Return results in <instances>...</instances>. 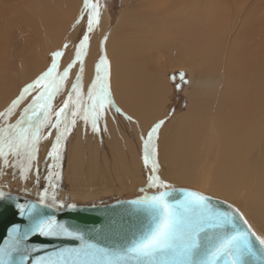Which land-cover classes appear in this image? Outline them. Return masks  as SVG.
<instances>
[{"label": "bare ground", "instance_id": "6f19581e", "mask_svg": "<svg viewBox=\"0 0 264 264\" xmlns=\"http://www.w3.org/2000/svg\"><path fill=\"white\" fill-rule=\"evenodd\" d=\"M6 1L0 0V4ZM240 1L133 0L118 28L124 32L116 33L117 50L112 42L107 45L112 58V95L116 106L132 116L133 123L109 112L107 131L94 134L79 122L63 150L59 183L76 179L89 186L98 183L101 187H123L144 181L149 170L143 165L139 127L144 126L146 135L164 116L167 88L161 77L159 85L154 84L156 77L149 69L152 58L145 55L148 50L162 49L168 53L169 66L190 70L195 83L188 111L173 117L159 131L160 169L169 168V172L160 174L178 176L203 190L241 200L248 214L264 228V5L258 18L254 15V20H249L245 35L229 43L225 35L233 33L234 21L243 17L245 5L256 0ZM28 3L35 9L27 13L18 10L13 29L17 33L18 26L26 22L28 26L19 29L27 35H0V111L47 70L48 61L38 69H28L34 55L61 45L69 33L78 44L85 31L86 22L78 23L84 14V0ZM4 15L0 12V19ZM107 26L108 15L101 12L100 23L90 34L95 40L90 42L84 65L85 91L93 81L97 63L96 35L100 37ZM2 30L0 26V34ZM14 43L25 52L18 58ZM224 43L229 45L226 51ZM27 53L31 54L29 62L23 57ZM73 56L74 50L69 49L61 63L67 66ZM77 75L79 66L72 70L67 88ZM62 99L57 97L56 103ZM50 147V139L40 145L39 181L34 174L27 180L19 176L23 181L47 186Z\"/></svg>", "mask_w": 264, "mask_h": 264}, {"label": "snow or ice", "instance_id": "6c2138e0", "mask_svg": "<svg viewBox=\"0 0 264 264\" xmlns=\"http://www.w3.org/2000/svg\"><path fill=\"white\" fill-rule=\"evenodd\" d=\"M83 13L78 23L86 22L85 31L72 61L62 68L65 51L52 52L47 70L0 111V170H14L25 180L34 174L39 181L40 145L51 140L46 157L48 187L39 194L37 203L18 205L28 224L12 227L9 240L0 248V264H32V254L41 251L25 243L32 236L81 242L79 248H62L38 256L34 264H264V235L254 230L243 213L231 205L214 204L210 196L199 191L176 189L161 179L157 141L164 120L140 137L143 165L149 170L147 184L139 189L141 195L127 202L139 223L112 246L86 240L83 232L44 211L75 207L58 202L56 189L61 179L63 150L78 123L82 122L86 131L90 127L99 134L107 131L109 112L133 122L132 116L116 106L106 53L96 63L90 87L84 89L90 34L100 23L98 0H84ZM63 47L67 49L68 44ZM77 66L79 75L69 89L72 70ZM57 97H63L59 104ZM4 195L0 192V198Z\"/></svg>", "mask_w": 264, "mask_h": 264}, {"label": "rangeland", "instance_id": "374dc122", "mask_svg": "<svg viewBox=\"0 0 264 264\" xmlns=\"http://www.w3.org/2000/svg\"><path fill=\"white\" fill-rule=\"evenodd\" d=\"M6 2L7 3L3 2L0 4L1 15L5 14L3 16V18L0 19V26L3 29L2 34H0V35H27L19 29L22 26L21 27L18 26L19 28H18L17 33H16V30H13L17 24L16 13L18 10H21L23 13H27L29 11H32L35 9V5H33L32 3L31 4L28 3L29 0H9ZM98 3L100 6V11L104 12L108 15V26L104 30V33L100 37H99V35H96V47H95L96 53L95 54L97 57V62L99 61L101 56H103L105 53L107 54V58H108V61L110 64V73H111L110 79H111L112 78V58H111V54H110V51H109L107 45H108V43L112 42L113 47H115L117 50L118 42L115 44V41L117 40L116 35L124 32V31L123 32L119 31L118 28H119V25L121 23V19L123 18V15L125 13V10L127 9V7L132 6L133 0H98ZM238 3L239 4L243 3V0H241ZM255 3H257V4H255ZM250 5H245V7L243 8V13H241V15L243 17L240 18L241 20L238 19V20L234 21V23L237 22L238 24L236 23V26L234 28L233 33H231L230 35H227V36L225 35L226 39L228 38L227 42H229L231 39H232V42H234L235 39H237L236 41H238L239 40L238 38H240V35H245V29L250 24L248 22L252 21L251 19H253V18L257 19L258 15H260L259 9L260 8L262 9V6L264 5V0L263 1L262 0H256L253 2V4H250ZM250 7H252L253 9ZM255 7H257V10L254 9ZM238 9L240 11V7H238ZM252 12H255V13H252ZM250 14H252V15H250ZM8 15H9V17H8ZM33 18L34 17H32V19ZM22 24L24 26H28L26 24V22H23ZM238 28L240 29L239 32L242 31V34L238 33ZM241 29H243V30H241ZM247 29H248V27H247ZM247 29H246V31H247ZM13 31H15V34L13 33ZM34 34L37 35L38 33L34 32ZM125 34H126V32H125ZM90 36H91L90 42L92 40H95L94 35H90ZM73 41H75V36L72 35L71 33H69V34H67V37L65 36V39L61 45H58V46H55L53 48L48 49V51L46 53H43L46 50L44 48L42 50L41 55H39V56L34 55L32 57L34 62H32L33 65L28 64L29 65L28 69H29V67H32V69H38V68L44 66L46 61H48L49 65H50L51 53L54 51L62 50V51H65V55H66L68 53L69 49H73L74 53H75V47L77 44H74ZM65 44H68L67 49H64V47H63ZM18 46H19V44L14 43V49H15L14 51H15V55H16L15 58L16 57L18 58L20 55L25 53ZM228 47H229V45L226 46V44L224 43L225 51L227 50ZM164 51L162 49H152V50H148L146 52L148 54L145 55L146 57L152 58L149 69L151 70L150 71L151 74L154 77H156V81L154 84H158L159 83L158 80L161 77L162 79H160V81L163 83H166V85H167L166 86L167 87L166 93H165L166 103H165V107H164V116H162L161 118H158L156 123L159 122L160 120H164L166 123L169 120H171L173 117L180 116L182 114H185L188 111L189 106H190V97H191L192 90L194 89V83H195V82H193V80H194L193 76H192L193 74L190 70L185 69V68H175V67L172 68L169 66L170 64L166 62L169 59V56H168L167 51H165V52ZM30 55L31 54L27 53L23 57L27 58V61L29 62ZM90 56H91L90 58L92 59L93 55L91 54ZM23 57H21V58H23ZM73 57H72V59H73ZM15 58L13 59V61L15 60ZM62 61H63V59H62ZM63 63H61V64L63 65ZM95 66H96V63H95ZM62 67H66V66L63 65ZM26 68H27V66H26ZM23 70H26V69H23ZM18 71H20V70L18 69ZM93 71H94V77H95V68L93 69ZM181 74H183V80L180 79ZM173 77H175V79H173ZM93 80H94V78H93ZM116 115L120 119L128 121L124 116H121L118 114H116ZM127 115H129V114H127ZM131 123H133V122H131ZM165 123L163 124V126L165 125ZM163 126L161 127L160 130H162ZM143 127L144 126L139 127V129H142L141 130L142 133L145 132V131L143 132V129H144ZM145 128H146L145 130L148 129L147 127H145ZM140 145L142 146L141 139H140ZM116 160H118V159L116 158ZM8 172H9L8 170H6L4 172L2 170H0V190H2L4 192L15 193V194H20V192H26L30 198L39 200V194L44 190V188L48 187V184H47V186H43V187L32 185L31 183L23 181L19 176L15 175L13 173H10V172L8 173ZM160 172H163V173L169 172V168L163 167L162 169H160ZM160 172H159V175H160L161 179H163L167 183L171 184L174 188L184 187V188L194 189V190L200 191L202 193H205V194L210 195L212 197L218 198L220 200H223V201L233 205L241 213H243L244 217L249 221L250 224H252L254 230H256L258 234L264 235V228H262L251 217V215L248 214V211H246V207L241 200L215 193L210 189H204L203 190L202 188H200L199 185L189 183L181 177L173 176V175L169 176L167 174L166 175L160 174ZM177 178H179V179H177ZM73 181H75V182L73 183ZM146 184H147V179L144 178V181H140L139 183L136 182V183L130 184L129 186H123V187H113V186L112 187H110V186L104 187L103 186V187H101L100 184H98V183H92V185L89 186L86 184L84 185L81 182L79 183V181H77L76 179L75 180L72 179L71 182H70V180H67V181H63L62 183H59V186L56 189V195H57L58 202H61V203L67 204V205L69 204V205H74V206H95V205H103L106 203H113V202L120 201V200H127V199H132V198L138 197L139 195H141L139 189H141L142 187H145ZM79 185H81V186H79ZM151 191H155V190L153 189V190H150V192Z\"/></svg>", "mask_w": 264, "mask_h": 264}, {"label": "water", "instance_id": "95a60500", "mask_svg": "<svg viewBox=\"0 0 264 264\" xmlns=\"http://www.w3.org/2000/svg\"><path fill=\"white\" fill-rule=\"evenodd\" d=\"M176 189L197 191L184 187H177ZM0 192L5 194L3 198H0V248H3L9 240V232L13 226L20 225L21 227H26L28 224L27 218L20 215L18 205L34 204L38 200L30 198L26 192H20V194L8 193L1 190ZM210 197L214 204L221 202V207L231 205L218 198ZM136 198L103 205L75 206L74 208L65 207L59 210L51 208L44 209V211L47 214L54 215L61 223L83 232L86 240L101 246L110 247L121 236L139 223L137 215L127 203ZM231 206L237 209L233 205ZM25 243L29 247H35L41 250L32 254V264H34L35 258L38 256H44L62 248H79L81 246L79 240L65 237L46 238L32 236Z\"/></svg>", "mask_w": 264, "mask_h": 264}]
</instances>
